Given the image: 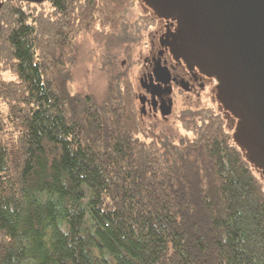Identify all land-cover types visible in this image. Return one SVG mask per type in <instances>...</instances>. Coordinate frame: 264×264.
<instances>
[{"label": "trees", "instance_id": "obj_1", "mask_svg": "<svg viewBox=\"0 0 264 264\" xmlns=\"http://www.w3.org/2000/svg\"><path fill=\"white\" fill-rule=\"evenodd\" d=\"M134 2L0 1V264H264V176L235 116L147 125L131 62L112 72L109 48L151 24ZM85 36L106 42L102 100L70 87Z\"/></svg>", "mask_w": 264, "mask_h": 264}, {"label": "water", "instance_id": "obj_2", "mask_svg": "<svg viewBox=\"0 0 264 264\" xmlns=\"http://www.w3.org/2000/svg\"><path fill=\"white\" fill-rule=\"evenodd\" d=\"M141 2L177 20L173 49L214 77L235 116L234 141L264 176V0Z\"/></svg>", "mask_w": 264, "mask_h": 264}, {"label": "flooded vegetation", "instance_id": "obj_3", "mask_svg": "<svg viewBox=\"0 0 264 264\" xmlns=\"http://www.w3.org/2000/svg\"><path fill=\"white\" fill-rule=\"evenodd\" d=\"M145 9L151 16L153 32L148 41L143 40L139 62L129 65L132 72L137 69L136 96L142 120L157 127L178 120L182 111L198 106H214L233 117L231 109L216 97L214 77L194 59L188 61L189 54L173 49V34L179 33L177 20L150 6Z\"/></svg>", "mask_w": 264, "mask_h": 264}, {"label": "rangeland", "instance_id": "obj_4", "mask_svg": "<svg viewBox=\"0 0 264 264\" xmlns=\"http://www.w3.org/2000/svg\"><path fill=\"white\" fill-rule=\"evenodd\" d=\"M141 1L142 0H135L134 4L129 8L127 12L128 20L135 21L140 18L141 14L148 12L145 9L148 5ZM143 4L146 5V7H143ZM142 32L144 33V38L140 37L138 41L125 42L126 39H124L123 41H117L116 45L109 48L108 51L112 55L115 54L113 65L112 63L110 64L113 73L122 69H127V64L130 62H139V59L142 57V44L144 41L150 39L153 30L151 26H148L146 29H143ZM105 43L104 41H97L91 36L80 38L76 65L73 68V77L70 81V87L73 90L93 94L98 100H102L105 97L108 80L107 71L104 70L105 65L103 63V59L105 58L104 55L107 50ZM128 44L132 46L130 54L125 49ZM129 69L134 82H137V79H135L137 69H135L134 72H132V67ZM0 76L4 79H12L14 77L10 71L2 69H0ZM3 108L4 103L0 100V109ZM227 117L229 120H233L230 116L227 115ZM157 127L159 129L163 128L171 133L184 132L178 120L168 124H158Z\"/></svg>", "mask_w": 264, "mask_h": 264}]
</instances>
